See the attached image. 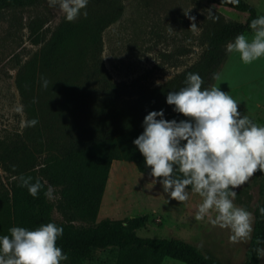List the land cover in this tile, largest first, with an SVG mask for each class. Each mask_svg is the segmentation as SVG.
I'll return each mask as SVG.
<instances>
[{"label":"trees","instance_id":"1","mask_svg":"<svg viewBox=\"0 0 264 264\" xmlns=\"http://www.w3.org/2000/svg\"><path fill=\"white\" fill-rule=\"evenodd\" d=\"M41 1L0 0V11ZM209 1L246 12L248 17L238 22L226 19L220 12H210L218 19L205 18L200 36L205 47L200 59L156 87L140 85L136 100L126 105L115 102L121 89L103 80L99 61L102 34L117 18L118 9L105 1L89 0L87 17L81 15L74 22L62 19L30 63L22 86L29 122H39L35 126L28 122L16 148L5 152V158L20 157L22 163L13 171L15 179L10 182L4 204L6 213L13 217L4 235H10L9 229L14 226L31 230L48 222L62 225L64 234L57 244L68 255L64 262L71 264H84L98 251L129 246L134 247L132 264H162L165 257L185 264H223L186 240L140 236L137 231L148 225L147 215L104 218L96 223L115 160L132 161L139 172L151 176V167L133 143L144 131L145 116L163 109L169 120L187 119L167 104L168 92L183 87L188 73H199L204 80L202 87H212L214 74L221 72L229 58L227 44L250 31L251 21L259 15L246 0L236 5L228 0ZM8 167L12 170V166ZM21 174L44 185L37 197L19 186ZM49 187L58 193L57 202L45 195ZM261 194L243 264H260L262 260L256 249L264 248V216L259 211L264 206V186ZM56 210L63 219L55 217Z\"/></svg>","mask_w":264,"mask_h":264},{"label":"rangeland","instance_id":"2","mask_svg":"<svg viewBox=\"0 0 264 264\" xmlns=\"http://www.w3.org/2000/svg\"><path fill=\"white\" fill-rule=\"evenodd\" d=\"M99 1L118 9L117 18L102 34L99 61L103 80L121 89L115 99L119 105L134 102L140 85L156 87L200 59L205 47L200 36L210 12H220L226 19L238 22L248 17L246 12L209 0ZM246 1L259 15H264V0ZM57 14L56 9L49 8L47 0L0 11V235H4L7 224L13 220L4 204L14 178L13 171L22 163L20 157L5 158V152L20 142L29 122L22 86L26 84L30 63L63 19ZM193 16L195 21L190 19ZM194 22L197 27L193 30ZM245 34L251 37L252 31ZM220 74L221 80H216L213 86H220L239 101L238 110L242 115L264 125V58L244 64L239 54H230ZM8 166H12V170ZM263 186L264 172L258 170L236 190L235 204L252 212L254 219ZM51 190V199L57 202L59 195L55 188ZM202 200L199 194L191 193L187 202L176 201L163 191L159 179L139 172L134 162L115 160L96 223L104 218L147 215L149 223L137 231L140 236L180 238L223 264H243L250 240L232 243L229 230L213 227L207 217L196 220ZM210 215L214 217L215 213ZM55 217L63 219L57 210ZM133 256L132 246L108 249L98 251L84 264H132ZM162 264L185 263L165 257ZM260 264H264V258Z\"/></svg>","mask_w":264,"mask_h":264},{"label":"clouds","instance_id":"3","mask_svg":"<svg viewBox=\"0 0 264 264\" xmlns=\"http://www.w3.org/2000/svg\"><path fill=\"white\" fill-rule=\"evenodd\" d=\"M236 5L240 0H228ZM51 9L68 22L81 15L87 17L89 0H47ZM187 13V12H186ZM209 19L218 17L210 13ZM195 21V17H190ZM197 27L194 22L191 28ZM252 35L239 34L226 46L229 54H239L244 64L264 58V15L249 25ZM214 79L221 80L215 73ZM47 80L43 85L47 87ZM199 73H188L184 86L168 92L166 102L187 119H167L165 111H150L144 118V131L133 143L151 167L150 175L160 178L163 191L170 198L187 202L191 193L203 200L198 205L196 220L208 218L213 227L230 231L232 243L252 239L254 215L235 204L236 190L244 186L259 170L264 172V125L257 124L238 110L239 101L220 86L202 87ZM39 121L33 119L30 126ZM15 179V177H14ZM20 187H26L34 198L44 185L31 176H19ZM156 183L157 181L153 179ZM51 188L45 195L51 198ZM169 202V201H168ZM264 216V206L259 208ZM214 212L215 216L210 213ZM10 235H0V264H62L68 255L57 241L64 234L55 222L34 229L14 226ZM264 258V248H257Z\"/></svg>","mask_w":264,"mask_h":264},{"label":"crops","instance_id":"4","mask_svg":"<svg viewBox=\"0 0 264 264\" xmlns=\"http://www.w3.org/2000/svg\"><path fill=\"white\" fill-rule=\"evenodd\" d=\"M125 161V160H124ZM113 165V164H112ZM110 177V176H109ZM109 180V179H108ZM107 187V186H106Z\"/></svg>","mask_w":264,"mask_h":264}]
</instances>
